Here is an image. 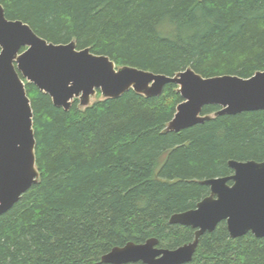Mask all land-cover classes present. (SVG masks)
I'll use <instances>...</instances> for the list:
<instances>
[{"label":"trees","instance_id":"trees-1","mask_svg":"<svg viewBox=\"0 0 264 264\" xmlns=\"http://www.w3.org/2000/svg\"><path fill=\"white\" fill-rule=\"evenodd\" d=\"M9 20L54 44L75 42L131 66L174 76L249 79L264 71V0H0ZM39 181L0 217V264H103L115 247L156 238L177 249L195 231L170 225L209 195L203 180L230 161L264 162V111L212 117L165 132L183 102L134 91L65 111L27 83ZM97 96L101 97L100 94ZM218 106H207L213 116ZM141 264V263H138ZM190 264H264V239H231L222 223Z\"/></svg>","mask_w":264,"mask_h":264},{"label":"water","instance_id":"water-1","mask_svg":"<svg viewBox=\"0 0 264 264\" xmlns=\"http://www.w3.org/2000/svg\"><path fill=\"white\" fill-rule=\"evenodd\" d=\"M33 84L69 111L74 100L81 108L98 94L118 99L130 91L159 97L168 85L179 87L183 102L165 132L180 133L212 117L264 111V71L249 79L238 76L204 78L191 68L174 76L155 74L131 66L117 67L107 56L75 42L49 43L26 23L9 20L0 4V217L7 214L39 181L33 110L26 84ZM207 106H218L213 116ZM233 174L206 179L209 195L195 209L170 217L173 226L195 231L194 240L177 249L159 247L152 238L129 242L105 254L103 264H190L200 239L225 223L231 239L252 234L264 239V162L230 161Z\"/></svg>","mask_w":264,"mask_h":264},{"label":"rangeland","instance_id":"rangeland-1","mask_svg":"<svg viewBox=\"0 0 264 264\" xmlns=\"http://www.w3.org/2000/svg\"><path fill=\"white\" fill-rule=\"evenodd\" d=\"M101 99L102 97L96 96L95 98L92 99V104L96 102L97 100H101Z\"/></svg>","mask_w":264,"mask_h":264}]
</instances>
